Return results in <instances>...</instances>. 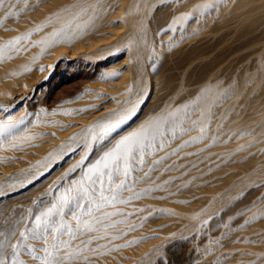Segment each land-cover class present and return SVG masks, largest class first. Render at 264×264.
<instances>
[{
    "label": "bare ground",
    "instance_id": "6f19581e",
    "mask_svg": "<svg viewBox=\"0 0 264 264\" xmlns=\"http://www.w3.org/2000/svg\"><path fill=\"white\" fill-rule=\"evenodd\" d=\"M0 21V124L16 125L0 137V198L38 184L62 191L123 136L172 112L176 127L132 162L102 214L119 225L140 218L133 234L148 231L142 224L154 211L191 228L212 219L207 199L216 206L237 193L215 196L237 180L246 146L264 145V0H5ZM53 32L68 39L53 43ZM68 75L75 95L46 111L49 92ZM122 116L130 118L89 148L90 127ZM189 157L201 173L177 182L186 185L178 197L152 196L153 179L143 174L172 162L168 171L177 170ZM205 178L211 183H198Z\"/></svg>",
    "mask_w": 264,
    "mask_h": 264
},
{
    "label": "rangeland",
    "instance_id": "374dc122",
    "mask_svg": "<svg viewBox=\"0 0 264 264\" xmlns=\"http://www.w3.org/2000/svg\"><path fill=\"white\" fill-rule=\"evenodd\" d=\"M70 76L68 75L69 78L67 77L63 83L49 92L46 111L54 110L56 102L60 99L75 95L77 89L71 90ZM61 90L63 91L61 92ZM250 146L252 148L244 153L248 160L238 164V173L235 175L237 180L231 179L232 185L228 183L223 186L215 193V196L223 197L230 189H238L237 193L232 195L229 200L221 201L216 206L211 202L208 203V199L205 201V209L209 207L214 212L211 213L212 219L207 224L188 228L177 225L170 219L161 218L154 211L145 216L142 224L148 231L133 234V228L138 227L142 221L140 218L119 225L112 223L108 216L103 223L96 225L95 231L77 232L75 238L71 239L67 235L63 237L64 240H70V249L82 250V255L74 259L71 264H125L121 262L122 255L135 256L133 261L127 260L129 261L127 264H264V169L261 170L258 166V160L264 158V154H261L264 152V145L250 143L246 147ZM244 155L239 156L243 158ZM255 155L258 156L249 160V157ZM181 161L185 167H179L177 170L168 171L170 167L173 169L174 162H172L160 169L148 170L143 174V177L153 179V182L149 184L152 196L173 194V197H178L179 195L174 193L186 185H177V182L186 183L190 178L201 173V169L195 168L194 163L189 164L192 162L190 157ZM203 164L205 167L204 161ZM73 176L72 173L69 174L68 180H71ZM136 177V173L133 172L129 178L134 181ZM122 178L124 176L116 179L117 184ZM210 180L211 178H205L199 180L198 183L210 184ZM194 183L192 182L190 187ZM50 185L52 184L48 183L47 188L45 184H38L34 193L26 192L29 191L28 188L10 193L4 199L0 198V232H3L0 241H3L5 245L2 257L6 264H12L11 246L18 244L20 240V227L23 226V230H25L36 214L55 201L59 195L58 192L61 193L69 187L68 185L62 191L60 188L57 191L56 187L51 189ZM162 187L165 190L161 191ZM44 191L47 195L50 193L47 198H45ZM39 192L41 193L38 195ZM123 193L125 192L123 191ZM33 195L36 199L33 204H30L29 198ZM43 195L45 196L43 197ZM111 207L118 209L120 206ZM108 208L109 206L105 205L102 212H106ZM154 208L157 210L156 207ZM134 211H137V208ZM102 212L96 213V215L100 216ZM250 213H255V215L250 216ZM84 218L88 219L87 216ZM115 218L121 219L122 217L117 215ZM161 220L163 223L160 222ZM69 222L75 228V221L70 220ZM122 228H125L124 233L120 231ZM144 239L151 242L143 244ZM28 243H31L35 249L43 247V244L38 242L29 241ZM114 244L117 246L127 244V246L121 248ZM146 246L149 247L145 248ZM19 252V259L23 261V264H38L28 254L26 248L19 249ZM94 253L100 256L94 258L95 261L92 262L90 256ZM100 258L103 259L100 260ZM87 259L89 260L87 261Z\"/></svg>",
    "mask_w": 264,
    "mask_h": 264
},
{
    "label": "snow or ice",
    "instance_id": "6c2138e0",
    "mask_svg": "<svg viewBox=\"0 0 264 264\" xmlns=\"http://www.w3.org/2000/svg\"><path fill=\"white\" fill-rule=\"evenodd\" d=\"M4 6L5 0H0V8ZM7 15L11 16L12 12L8 11ZM58 37L68 39L62 32H53L51 42H59ZM128 118L130 116H122L116 122L98 123L90 127L88 132L92 135L88 142L89 148L92 141L97 143L103 141ZM176 119V112H172L167 117L149 121L127 136H123L113 147L103 152L94 164L86 168L80 180L74 181L60 193L49 207L36 214L30 225L20 232L18 244L11 246L12 264H23L19 259L21 248H26L28 254L38 264H71L82 255V250L70 249V240H64L63 237L67 235L71 239L75 238L77 232L95 231L96 225L103 223L104 219L111 215L103 213L97 216L96 213L102 212L105 205H113L116 202L119 190L125 186L123 180L116 184V179L121 175L128 177L132 171V162L139 158V162L142 163L144 149L151 148L158 137L164 136L166 131L173 130L176 127ZM15 127L16 125L11 122L0 124V137L11 133ZM97 128L100 129L99 133L95 131ZM203 131L201 128V132ZM85 216L88 219H84ZM68 220L75 221V228L67 222ZM2 235L3 232H0V236ZM29 241L41 243L43 247L35 249L28 243ZM4 246V242L0 241V264H6L2 257Z\"/></svg>",
    "mask_w": 264,
    "mask_h": 264
}]
</instances>
